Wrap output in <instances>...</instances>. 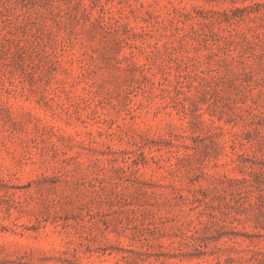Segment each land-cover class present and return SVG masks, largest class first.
Segmentation results:
<instances>
[{
	"label": "rangeland",
	"instance_id": "obj_1",
	"mask_svg": "<svg viewBox=\"0 0 264 264\" xmlns=\"http://www.w3.org/2000/svg\"><path fill=\"white\" fill-rule=\"evenodd\" d=\"M0 264H264V0H0Z\"/></svg>",
	"mask_w": 264,
	"mask_h": 264
}]
</instances>
